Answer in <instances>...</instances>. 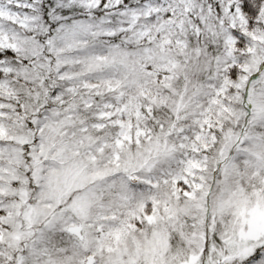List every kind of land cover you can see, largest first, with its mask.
<instances>
[{
	"label": "snow or ice",
	"instance_id": "1",
	"mask_svg": "<svg viewBox=\"0 0 264 264\" xmlns=\"http://www.w3.org/2000/svg\"><path fill=\"white\" fill-rule=\"evenodd\" d=\"M0 264H264V0H0Z\"/></svg>",
	"mask_w": 264,
	"mask_h": 264
}]
</instances>
